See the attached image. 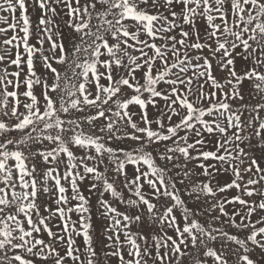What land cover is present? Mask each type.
<instances>
[{"label":"snow or ice","instance_id":"obj_1","mask_svg":"<svg viewBox=\"0 0 264 264\" xmlns=\"http://www.w3.org/2000/svg\"><path fill=\"white\" fill-rule=\"evenodd\" d=\"M0 264H264V0H0Z\"/></svg>","mask_w":264,"mask_h":264},{"label":"rangeland","instance_id":"obj_2","mask_svg":"<svg viewBox=\"0 0 264 264\" xmlns=\"http://www.w3.org/2000/svg\"><path fill=\"white\" fill-rule=\"evenodd\" d=\"M33 22L35 23V18L33 20ZM40 71H43V69H39ZM93 203H95V196H93ZM99 213H95L94 215V219H95V216H98ZM102 231V227H101V223H98L97 224V236L99 237V233Z\"/></svg>","mask_w":264,"mask_h":264}]
</instances>
